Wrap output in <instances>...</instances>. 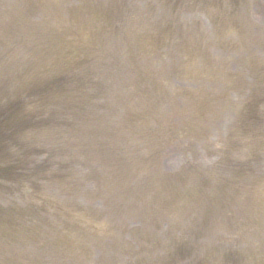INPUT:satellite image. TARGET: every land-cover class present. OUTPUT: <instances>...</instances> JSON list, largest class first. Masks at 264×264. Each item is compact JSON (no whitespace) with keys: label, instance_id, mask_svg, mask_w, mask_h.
I'll use <instances>...</instances> for the list:
<instances>
[{"label":"rangeland","instance_id":"obj_1","mask_svg":"<svg viewBox=\"0 0 264 264\" xmlns=\"http://www.w3.org/2000/svg\"><path fill=\"white\" fill-rule=\"evenodd\" d=\"M0 264H264V0H0Z\"/></svg>","mask_w":264,"mask_h":264}]
</instances>
